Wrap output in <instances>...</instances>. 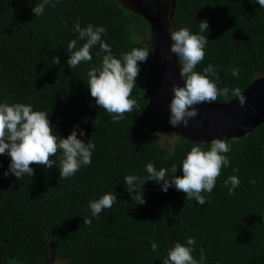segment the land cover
<instances>
[{"label": "trees", "instance_id": "1", "mask_svg": "<svg viewBox=\"0 0 264 264\" xmlns=\"http://www.w3.org/2000/svg\"><path fill=\"white\" fill-rule=\"evenodd\" d=\"M36 3L0 0V99L49 112L61 137L79 125L85 132L81 139H90L95 149L91 163L69 178L39 164H30L31 177H4L10 158L0 155V264H48L54 254L69 264H161L167 249L188 236L195 237L192 255L198 259L203 248L206 264H264V123L242 138L225 140L230 165L204 193L205 204L173 187L163 192L154 181L142 186L145 203L134 204L123 177H146L149 161L168 169L169 176L181 175L180 162L194 144L175 134L168 135V144L159 136L165 130L146 92L153 49L144 40L151 26L121 0H55L54 7L34 16ZM76 17L81 27L103 25L102 39L117 58L133 47L149 53L137 62L140 71L131 91L136 106L119 122L94 104L87 89V70L100 63L98 45L91 49L92 61L74 68L66 64ZM202 19L208 22L209 42L195 71L211 63L218 86L241 94L264 79V7L252 0H176L170 23L196 33ZM233 67L238 78L231 75ZM234 100L230 92L210 103ZM202 146L206 150L208 144ZM229 175L240 180L231 195L223 183ZM106 192L116 193V202L92 218L89 200ZM85 217L90 224L83 223ZM151 241L158 244L155 252Z\"/></svg>", "mask_w": 264, "mask_h": 264}, {"label": "clouds", "instance_id": "2", "mask_svg": "<svg viewBox=\"0 0 264 264\" xmlns=\"http://www.w3.org/2000/svg\"><path fill=\"white\" fill-rule=\"evenodd\" d=\"M252 3L264 7V0H252ZM46 6L54 7L55 0H39L31 11L34 16H39L44 13ZM141 8L152 14H157L160 9L153 10L152 6L149 9L142 3ZM197 24L196 33L191 32L187 26L168 30L171 40L169 51L176 57L179 76L183 81L182 86L172 85V97L167 105L168 123L173 128L178 125L187 126L189 119L197 114L194 106L202 102H214L218 96L226 97L230 92L241 106L246 99L238 88L230 90L226 86H218L219 77L211 63L201 71H195L197 64L204 59V50L209 42L204 35L209 31L207 20L202 19ZM70 31L75 33V38L70 39L65 48L68 54L67 66L74 68L81 63L92 61L91 49L98 45L95 55L100 57V63L92 64L88 68L87 89L90 97L94 98V104L104 109L113 122H119L123 119L124 113L132 111L136 106L131 91L136 85V77L140 71L137 62H144L149 56L148 51L145 48L133 47L117 58L111 46L102 39L106 28L91 22L81 27L79 17H76ZM150 36L153 39L156 37L153 34ZM79 41L83 43L77 47ZM149 46L152 48V45ZM55 60L57 63L56 57ZM230 71L233 77L238 78L237 68L233 67ZM54 129L55 125L50 122L49 112L34 109L31 103L0 99V155H7L10 158L3 176L8 177L11 174L17 179L25 175L31 177L34 170L30 164H39L45 168L55 167L60 178H69L91 163L95 144L90 139L87 142L81 139L85 132L79 125L74 124L66 138L61 137ZM230 150V145L220 138L212 139L206 150L200 143H194L180 162L181 175L169 176L168 169L156 168L153 162L149 161L144 165L146 177L135 174L123 177V182L127 185L126 191L131 194L134 204L143 205L145 200L142 186L147 181H154L163 192L173 187L183 192L185 198L194 199L197 204L203 205L208 199L204 193L212 191L221 169L230 165V159L226 155ZM168 151L171 154V149ZM176 168V164L173 163L171 170L175 172ZM237 171L236 168L232 169L233 173ZM249 182L255 183L251 179ZM223 183L231 195L239 186L240 180L237 175H229ZM116 199V193L106 192L96 199L89 200L91 217L95 218L102 210L110 208ZM83 223L90 224L91 219L85 217ZM194 244L193 236L186 237L183 243L174 242L162 257L161 264H206L203 248L199 249L198 259L192 255ZM150 248L155 252L158 249L157 242L151 241Z\"/></svg>", "mask_w": 264, "mask_h": 264}, {"label": "water", "instance_id": "3", "mask_svg": "<svg viewBox=\"0 0 264 264\" xmlns=\"http://www.w3.org/2000/svg\"><path fill=\"white\" fill-rule=\"evenodd\" d=\"M159 1L169 7L164 8L166 10L160 8L157 14L143 11L139 2H133L132 5H135L134 12L149 22L151 34L156 36L146 77V92L164 130L193 143L207 145L214 138H242L264 123V79H260L242 94L246 98L243 106L239 105L237 99L228 104L202 102L194 106L197 114L189 119L187 126L178 125L173 128L169 125L167 105L172 97L171 87L173 84L182 86L183 81L179 76L176 57L169 51L171 40L168 30L174 29L170 19L173 17L176 0Z\"/></svg>", "mask_w": 264, "mask_h": 264}, {"label": "rangeland", "instance_id": "4", "mask_svg": "<svg viewBox=\"0 0 264 264\" xmlns=\"http://www.w3.org/2000/svg\"><path fill=\"white\" fill-rule=\"evenodd\" d=\"M121 1H123L125 4H127V5H131L134 1L133 0H121ZM142 1V0H141ZM154 1V3L155 4H153L152 5V7H153V10H157V9H159V8H162V10H166L167 9V7H169V5H167V4H162L159 0H153ZM135 3V2H134ZM135 6V5H134ZM164 8H166V9H164ZM161 10V9H160ZM143 11H144V9H143ZM154 41V39L151 37V36H149V37H147L145 40H144V43L145 44H147V45H153V42ZM159 136H162L163 135V139H164V141L165 142H167L168 144H169V142L171 143V141H169V139H170V137L168 136L169 134L170 135H173V134H175V135H177L176 133H167V132H163V131H161L160 130V132H159ZM179 136V135H178ZM169 138V139H168ZM173 142H175V140L173 139L172 140ZM172 144V143H171ZM48 264H69L67 261H65V260H62L61 258H59L56 254H54V257L52 258V260L48 263Z\"/></svg>", "mask_w": 264, "mask_h": 264}, {"label": "flooded vegetation", "instance_id": "5", "mask_svg": "<svg viewBox=\"0 0 264 264\" xmlns=\"http://www.w3.org/2000/svg\"><path fill=\"white\" fill-rule=\"evenodd\" d=\"M135 3H138V2H141L143 5H144V7H147V8H149V9H151V6L153 5V4H155L154 3V1L153 0H133ZM122 3L123 4H125L123 1H122ZM126 6H128V8H132L133 10H135V8H134V6L131 4V5H127V4H125Z\"/></svg>", "mask_w": 264, "mask_h": 264}]
</instances>
